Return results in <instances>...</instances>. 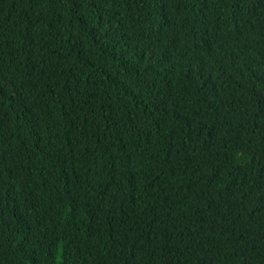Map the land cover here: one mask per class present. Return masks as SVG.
I'll list each match as a JSON object with an SVG mask.
<instances>
[{"label": "trees", "instance_id": "obj_1", "mask_svg": "<svg viewBox=\"0 0 264 264\" xmlns=\"http://www.w3.org/2000/svg\"><path fill=\"white\" fill-rule=\"evenodd\" d=\"M0 264H264V0H0Z\"/></svg>", "mask_w": 264, "mask_h": 264}]
</instances>
